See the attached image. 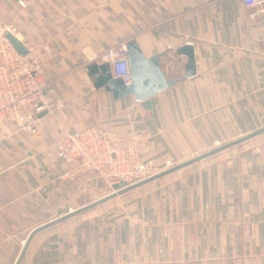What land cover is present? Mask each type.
I'll list each match as a JSON object with an SVG mask.
<instances>
[{
	"label": "crops",
	"instance_id": "1",
	"mask_svg": "<svg viewBox=\"0 0 264 264\" xmlns=\"http://www.w3.org/2000/svg\"><path fill=\"white\" fill-rule=\"evenodd\" d=\"M7 23L51 90L42 115L0 119V264L102 185L87 169L61 177L71 164L55 143L66 132L95 123L113 138L137 134L158 156L204 145L222 126L250 132L264 115V9L242 0H0ZM131 38L146 56L164 52L160 68L179 77L149 107L95 86L87 69ZM184 43L192 76L183 75ZM173 171L134 187L124 209H85L37 230L19 264H264V140Z\"/></svg>",
	"mask_w": 264,
	"mask_h": 264
},
{
	"label": "built area",
	"instance_id": "2",
	"mask_svg": "<svg viewBox=\"0 0 264 264\" xmlns=\"http://www.w3.org/2000/svg\"><path fill=\"white\" fill-rule=\"evenodd\" d=\"M242 2L247 6L264 9V0ZM6 31L18 37L19 29L14 23L0 26V119L12 120L23 117L33 119V113L43 109L41 95L45 88L50 89L49 82L37 69L30 67V60L26 54L19 53L13 47L4 34ZM126 41L106 47L99 56L102 61L108 63L111 75L120 77L124 83L130 81ZM138 139L137 134H133L128 140L113 138L95 123L77 132L68 131L55 143V148L62 159L71 164V169L61 174V177L90 168L109 180L111 185L120 180L127 183L136 181L134 179L127 181L130 180L129 173L132 169L118 168L116 163L122 156L120 150L123 154L127 152L132 162L136 161L138 152L135 148ZM134 171L138 175L140 169L136 168Z\"/></svg>",
	"mask_w": 264,
	"mask_h": 264
},
{
	"label": "water",
	"instance_id": "3",
	"mask_svg": "<svg viewBox=\"0 0 264 264\" xmlns=\"http://www.w3.org/2000/svg\"><path fill=\"white\" fill-rule=\"evenodd\" d=\"M5 36L11 42L13 47L21 54L25 55L28 53L27 46L23 43L21 39L12 34L11 32L6 31ZM127 54L130 67V81L124 83L120 77H113L109 71V65L105 61L97 62L93 61L88 64V72L94 77L93 83L95 86H104L106 89H110L114 97H121L127 94H133L134 98L137 101H141L146 107L150 106V96L154 93L164 89L165 87L173 84L179 79V77H166L164 71L160 68V55L164 52H158L149 56H146L140 47L138 46L135 39L131 38L126 41ZM177 50L183 52L187 55V61L185 63V72L184 76H192L195 73V58L193 52V46L190 43L181 44ZM44 111H40L38 115H42ZM264 131V126H261L255 130L247 132L241 136H238L234 139H231L227 142H224L218 146H215L211 149H208L204 152L196 154L186 160L178 162L174 165H171L167 168H164L155 173L149 174L141 179L127 183L124 180L113 183V190L105 194L104 196L92 200L86 204H83L77 208L67 211L64 214L56 216L38 226L33 228L27 237L24 240V243L14 261L13 264H19L27 245L33 236V234L41 229L44 226L60 221L64 218H67L79 211H82L86 208H89L103 200H106L110 197L115 196L116 194L122 193L126 190H129L135 186L148 182L154 178H157L161 175H164L172 170H175L183 165L191 163L197 159H200L206 155L214 153L220 149L228 147L232 144H235L243 139H246L252 135H255L259 132Z\"/></svg>",
	"mask_w": 264,
	"mask_h": 264
},
{
	"label": "rangeland",
	"instance_id": "4",
	"mask_svg": "<svg viewBox=\"0 0 264 264\" xmlns=\"http://www.w3.org/2000/svg\"><path fill=\"white\" fill-rule=\"evenodd\" d=\"M36 61L30 60V67L31 68H36ZM260 116H261V112H260ZM262 119H258V123L256 124V126L254 127V129H257L261 126H264V115L262 117H260ZM225 127L222 126V131L218 132V131H213V136L209 137L206 144L204 145H200L199 147H195L191 145L190 149L189 148H178V147H174L171 148L170 151H167L166 154H158V156L155 155H149L147 153V151H142L139 146H138V142H137V147L135 148V150L138 152L137 155V159L136 161L132 162V160L130 159V156L127 154V152H124V154L122 153L123 151L120 150L122 156L120 157V159L117 161V166L118 168L124 169V168H129V170L132 169L131 173H129V177L130 180L127 181H131V179L137 180L140 178H143L149 174L155 173L157 171H160L164 168H167L171 165H174L178 162H181L183 160H186L196 154H199L201 152H204L208 149H211L215 146H218L224 142H227L231 139H234L238 136H241L247 132H237V133H233L232 136H229L230 134H228L226 132V130H224ZM253 129V130H254ZM249 132V131H248ZM227 134V135H226ZM264 140V131L259 132L255 135H252L246 139H243L235 144H232L228 147H225L223 149H220L214 153H211L209 155H206L202 158H207V157H213V156H219L227 151L230 150H234V149H238V148H242L244 146H247V144L249 142L252 141H256V140ZM191 143V142H190ZM193 144V143H191ZM178 148V149H177ZM201 158V159H202ZM129 160V161H128ZM198 160V159H197ZM200 160V159H199ZM207 160V159H205ZM188 163L186 165H183L181 167H179V169H175L173 172H179L181 170H183L184 168H187V166H189ZM139 168L140 171L138 172V175H136L135 173V169ZM87 170H91L93 173V176L95 178V182H99V184L102 185H98V187L94 186V190L93 193H88V202L95 200L97 198H100L102 196H104L105 194L110 193L113 190L112 185L109 183V180H106L105 177L100 176L96 171H94L93 169L87 168ZM171 174H175V173H166V175H161L159 177H157L158 179H152L150 181H148L149 183H146L147 185L149 184H154V182H159V180H163L166 178L171 177ZM154 180V181H153ZM133 181V180H132ZM77 182H81L80 180H78ZM151 182V183H150ZM141 185V184H140ZM147 185H144L143 187H140L138 189H142L144 187H147ZM139 186V185H138ZM136 187V186H135ZM134 187L133 189L131 188L130 191H124L122 193L116 194L113 197H110L106 200H103L89 208H86L88 211L86 212H99V211H107V210H118V209H124V205L127 204L126 202L130 199H128V197L126 196H131L134 194ZM132 197V196H131ZM86 202V203H88ZM78 207V206H77ZM74 209V208H72ZM85 210V209H84ZM69 211V210H68Z\"/></svg>",
	"mask_w": 264,
	"mask_h": 264
}]
</instances>
